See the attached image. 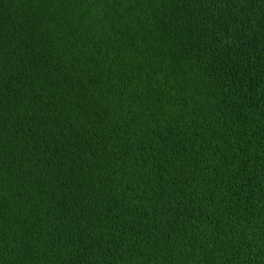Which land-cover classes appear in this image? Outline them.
Listing matches in <instances>:
<instances>
[{"label": "trees", "instance_id": "1", "mask_svg": "<svg viewBox=\"0 0 264 264\" xmlns=\"http://www.w3.org/2000/svg\"><path fill=\"white\" fill-rule=\"evenodd\" d=\"M0 264H264V0H0Z\"/></svg>", "mask_w": 264, "mask_h": 264}]
</instances>
